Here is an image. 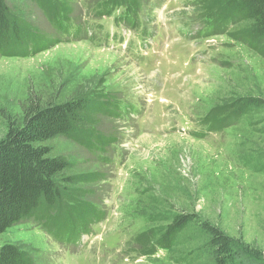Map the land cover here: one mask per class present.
<instances>
[{"label":"rangeland","instance_id":"1","mask_svg":"<svg viewBox=\"0 0 264 264\" xmlns=\"http://www.w3.org/2000/svg\"><path fill=\"white\" fill-rule=\"evenodd\" d=\"M62 1L68 13L7 0L38 46L0 54V139L33 101L101 92L94 125L49 142L69 173L91 180L71 186L80 212L15 224L0 247L17 245L32 264H214L194 223L171 247L158 234L144 246L188 213L264 251V55L234 37L251 23L214 26L230 0ZM128 30L125 42L114 38ZM249 99L262 103L243 106ZM93 129L109 143L91 139Z\"/></svg>","mask_w":264,"mask_h":264},{"label":"trees","instance_id":"2","mask_svg":"<svg viewBox=\"0 0 264 264\" xmlns=\"http://www.w3.org/2000/svg\"><path fill=\"white\" fill-rule=\"evenodd\" d=\"M50 12L51 2L68 13L62 5L65 1L36 0ZM120 4L122 0H116ZM66 7V6H65ZM133 7V5H132ZM67 9V8H66ZM58 11V10H57ZM224 17L218 23H251L250 28L240 31L234 37L264 55V0H230L224 8ZM67 16V15H66ZM213 23V21H209ZM29 24L19 18L7 0H0V54L21 55L31 46L37 48ZM217 33V31H213ZM103 93L91 91L88 94L66 102H42L36 100L24 106L21 121L12 122L6 135L0 139V234L9 227L33 217L64 219L61 208L67 215L80 212L82 193L71 186L90 181L81 174H71L72 162L63 156L52 154L49 142L59 136H76L81 127L94 125L98 120L92 110ZM261 100L249 99L243 106L261 104ZM246 111V107L236 108ZM91 139L105 145L110 139H99L93 129ZM90 139V138H89ZM106 142V143H104ZM72 202L71 204L69 203ZM54 211L55 217L49 213ZM198 225L207 236L201 256H208L214 264H264V251L251 244L237 241L220 227L194 214L179 213L160 231L145 235L144 246L158 234L157 244L171 247L189 224ZM0 264H32L28 254L15 244L0 247Z\"/></svg>","mask_w":264,"mask_h":264},{"label":"bare ground","instance_id":"3","mask_svg":"<svg viewBox=\"0 0 264 264\" xmlns=\"http://www.w3.org/2000/svg\"><path fill=\"white\" fill-rule=\"evenodd\" d=\"M103 54L105 55H109L110 56H121L120 54L116 53V52H112V51H109V50H102L101 51ZM137 70V69H136ZM146 137V136H145Z\"/></svg>","mask_w":264,"mask_h":264}]
</instances>
